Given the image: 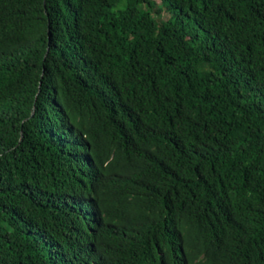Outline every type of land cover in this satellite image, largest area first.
<instances>
[{"label":"trees","instance_id":"trees-1","mask_svg":"<svg viewBox=\"0 0 264 264\" xmlns=\"http://www.w3.org/2000/svg\"><path fill=\"white\" fill-rule=\"evenodd\" d=\"M159 1L0 0V264H264V0Z\"/></svg>","mask_w":264,"mask_h":264},{"label":"rangeland","instance_id":"rangeland-1","mask_svg":"<svg viewBox=\"0 0 264 264\" xmlns=\"http://www.w3.org/2000/svg\"><path fill=\"white\" fill-rule=\"evenodd\" d=\"M156 3H157V4H159V3H160V1H159V0H156ZM167 13H169V12H168V11H165V13H164V14H167ZM164 18H166V16H165Z\"/></svg>","mask_w":264,"mask_h":264}]
</instances>
